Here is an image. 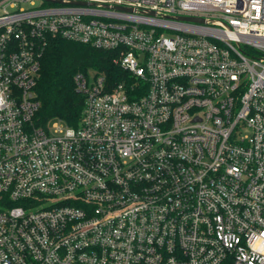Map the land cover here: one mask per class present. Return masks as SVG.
Here are the masks:
<instances>
[{"label":"built area","instance_id":"obj_1","mask_svg":"<svg viewBox=\"0 0 264 264\" xmlns=\"http://www.w3.org/2000/svg\"><path fill=\"white\" fill-rule=\"evenodd\" d=\"M50 37L127 74L76 127L35 123ZM0 264H264V0H0Z\"/></svg>","mask_w":264,"mask_h":264},{"label":"trees","instance_id":"obj_2","mask_svg":"<svg viewBox=\"0 0 264 264\" xmlns=\"http://www.w3.org/2000/svg\"><path fill=\"white\" fill-rule=\"evenodd\" d=\"M114 51L89 44L50 37L41 57L36 86L40 108L35 116L37 126L46 127L56 119L78 126L82 118L84 96L77 92L74 77L78 72L104 74L110 85L127 74L115 63ZM131 81V80H129Z\"/></svg>","mask_w":264,"mask_h":264},{"label":"water","instance_id":"obj_3","mask_svg":"<svg viewBox=\"0 0 264 264\" xmlns=\"http://www.w3.org/2000/svg\"><path fill=\"white\" fill-rule=\"evenodd\" d=\"M183 19L187 20V21H198V22L202 21L201 19H198V18H195V17H183Z\"/></svg>","mask_w":264,"mask_h":264},{"label":"rangeland","instance_id":"obj_4","mask_svg":"<svg viewBox=\"0 0 264 264\" xmlns=\"http://www.w3.org/2000/svg\"><path fill=\"white\" fill-rule=\"evenodd\" d=\"M54 123H57L60 126H64L65 125V122L61 121L60 119H56V120L52 121L51 126H53Z\"/></svg>","mask_w":264,"mask_h":264}]
</instances>
